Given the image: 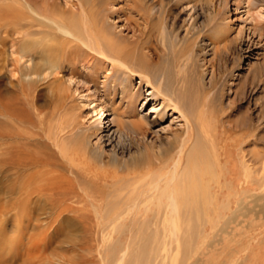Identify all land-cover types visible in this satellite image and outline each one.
Returning <instances> with one entry per match:
<instances>
[{
    "label": "bare ground",
    "instance_id": "bare-ground-1",
    "mask_svg": "<svg viewBox=\"0 0 264 264\" xmlns=\"http://www.w3.org/2000/svg\"><path fill=\"white\" fill-rule=\"evenodd\" d=\"M94 1L0 0V58L4 54L3 35H10L8 58L19 76L17 84L8 82L15 90L0 89V170L5 173L1 183L6 215L21 220L27 232L41 230L50 235L59 232L63 223L86 214L85 208L97 222L95 233L119 230L122 235L135 238L151 235L156 239L177 237L182 232L201 234L202 223L225 218L232 201L240 204L256 198L257 158L253 156L249 165L241 163L247 172L245 178L249 179L246 191L237 190L231 179L226 183L231 178L230 172L224 170L221 174L219 170L223 169L221 158L226 146L217 144L215 127L212 129L209 123L214 85L205 87L194 82L187 64H180L175 44H171L170 50L160 47L161 36L141 34L134 36V40L117 37L106 24V14L94 12ZM141 3L133 0L132 11L148 24ZM110 4L111 0L100 2L98 12H110ZM108 68L109 72L102 76V89L114 96L119 94L127 113L134 110L132 103L137 101L138 94L131 91V81L138 77L162 100L165 109L179 114L184 129L165 150L160 148L154 156L145 154L144 161L136 162L133 168L127 164L120 166L118 176L100 178L92 173L97 163L95 152L100 151L101 157L104 143L123 150L120 130L115 132L119 136L117 142L107 133L93 144L92 139L104 127L92 125L84 130L73 149L67 150L63 148L66 144L62 135L65 121L45 126L44 116L37 112L34 122L19 103L24 101L27 105L29 96L38 97L39 91H45L56 105L49 115L51 120L64 109L68 85L78 80L76 83L89 91L88 86L96 87ZM60 73L67 74V79ZM4 78L0 69V81ZM96 107L93 111L103 119L95 123L105 124L106 111ZM107 123L108 129L113 122ZM26 127L36 130L45 141L28 136ZM144 129L141 120L130 122L133 133L140 134ZM217 133L221 139L226 137L224 124ZM31 145L43 146L46 151L33 155L25 150ZM220 202L227 206L222 207ZM125 219L129 226L122 227ZM11 243L5 239L0 250ZM221 243L226 247L224 242L218 244ZM145 245L135 256L136 264H156V257L148 258ZM113 249L105 264H129L126 249H120L118 256L112 253ZM60 263L61 260L55 259L54 264Z\"/></svg>",
    "mask_w": 264,
    "mask_h": 264
},
{
    "label": "rangeland",
    "instance_id": "rangeland-1",
    "mask_svg": "<svg viewBox=\"0 0 264 264\" xmlns=\"http://www.w3.org/2000/svg\"><path fill=\"white\" fill-rule=\"evenodd\" d=\"M105 1L95 0L93 10L103 16L106 14V24L117 37L134 40V36L141 34L143 37L161 36L160 47L170 50L171 44H175L178 60L180 64H187L194 82L205 87L214 85L209 123L212 129L215 127L217 144L226 146L225 156L221 158L223 169L219 170L221 174L230 172L231 178L226 183L231 179L237 190L246 191L249 179L245 178L246 171L241 163L249 165L251 158L256 157L259 173L256 198L240 204L232 201L226 217L203 222L204 227L198 235L182 232L177 237L156 236V239L151 235L144 238L122 235L119 230L95 233L93 229L97 222L88 208H85L86 214L63 223L59 232L50 235L41 230L27 232L21 220L6 215L7 204L1 183L5 173L0 170V245L5 239L12 241L10 246L0 250V264H54L55 259L61 260L60 264H105V260L111 258L112 247L115 256L126 249L129 264H136L135 256L145 242L148 258L156 257V264H264V0H140L148 24L133 13V0H111L110 12H98V4ZM3 37L0 69L5 78L0 81V89L15 90L13 87L19 76L7 53L11 37L7 34ZM190 39L194 41L189 44ZM144 53L150 55L148 51ZM109 70L100 76L96 87L88 86L89 91L76 83L78 80L68 85L64 109L51 120L49 115L56 105L45 91H39L38 97L29 96L27 105L24 101L19 103L34 122L37 112L44 116L45 126L52 125L53 121V124L65 121L61 124L66 125L62 135L66 144L63 148L67 150L73 149L84 130L92 125L104 127L101 134L92 139L93 144L107 133L117 142L119 136L115 132L120 130L123 150L104 143L101 150L104 154L99 157L100 151L95 152L97 163L92 173L100 178L118 176L120 166L127 164L133 168L136 162L144 161L145 154L154 156L160 148L165 150L184 129L179 114L165 109L162 100L138 77L131 81V91L138 94L137 101L132 103L134 110L127 113L126 103L120 100L119 94L114 96L102 89V76ZM67 77L64 75L65 80ZM10 80L13 86L8 85ZM96 106L106 111L105 124L95 123L103 119L93 111L98 108ZM139 120L145 129L136 134L130 130V122ZM108 121L113 123L107 129ZM222 124L228 133L223 137L225 141L217 136ZM25 132L34 139L45 141L36 130L26 127ZM32 146L25 150L31 154L46 151L43 146ZM226 183L221 184L225 186ZM221 204H217L218 207ZM223 205L227 206L226 203ZM125 225L129 226L128 219L121 222L122 227ZM219 242L226 243V247ZM169 250L170 253L166 252Z\"/></svg>",
    "mask_w": 264,
    "mask_h": 264
}]
</instances>
